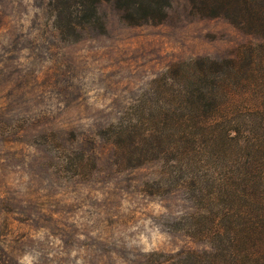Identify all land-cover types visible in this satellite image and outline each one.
Listing matches in <instances>:
<instances>
[{
    "label": "rangeland",
    "instance_id": "374dc122",
    "mask_svg": "<svg viewBox=\"0 0 264 264\" xmlns=\"http://www.w3.org/2000/svg\"><path fill=\"white\" fill-rule=\"evenodd\" d=\"M97 10V23L64 38L54 0H0V264H169L210 247L203 219L189 230L202 202L166 164H117L101 128L161 102L153 81L170 66L262 41L189 0L138 26L112 3ZM263 124L244 128L259 135Z\"/></svg>",
    "mask_w": 264,
    "mask_h": 264
},
{
    "label": "trees",
    "instance_id": "16d2710c",
    "mask_svg": "<svg viewBox=\"0 0 264 264\" xmlns=\"http://www.w3.org/2000/svg\"><path fill=\"white\" fill-rule=\"evenodd\" d=\"M101 3H112L133 26L161 23L170 7V0H54L58 34L79 37L99 21ZM189 3L193 13L225 18L262 42L242 47L234 58L170 66L153 81L161 102L137 122L109 123L101 132L117 164H166L177 188L202 202L204 214L191 215L189 230L198 234L203 219L209 249L178 252L169 264H264V133L244 128L264 120V0Z\"/></svg>",
    "mask_w": 264,
    "mask_h": 264
}]
</instances>
